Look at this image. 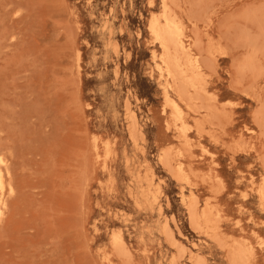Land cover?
Here are the masks:
<instances>
[{
	"label": "rangeland",
	"instance_id": "obj_1",
	"mask_svg": "<svg viewBox=\"0 0 264 264\" xmlns=\"http://www.w3.org/2000/svg\"><path fill=\"white\" fill-rule=\"evenodd\" d=\"M0 155V264H264V0L6 1Z\"/></svg>",
	"mask_w": 264,
	"mask_h": 264
},
{
	"label": "bare ground",
	"instance_id": "obj_2",
	"mask_svg": "<svg viewBox=\"0 0 264 264\" xmlns=\"http://www.w3.org/2000/svg\"><path fill=\"white\" fill-rule=\"evenodd\" d=\"M6 1H10V0H0V6L3 5V4H5ZM154 37H157V35H154ZM163 99H164V102H165V106L169 107V109L171 110V113H172V110H175L176 108H174L173 104L171 102H168L165 99L164 96H163ZM127 111H129V110L127 109ZM181 113H182V111H181ZM93 151H94V148H93ZM2 162H3V159L1 158V155H0V208H1V204H2V201H1V191L3 190V181H2L3 178H2V171H1V164H2ZM9 191L11 192L12 189L10 188Z\"/></svg>",
	"mask_w": 264,
	"mask_h": 264
}]
</instances>
